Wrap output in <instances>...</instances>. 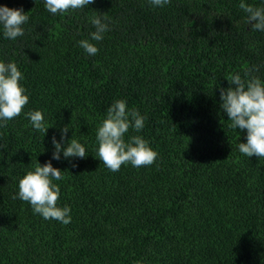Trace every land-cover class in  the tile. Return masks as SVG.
<instances>
[{
    "label": "trees",
    "instance_id": "trees-1",
    "mask_svg": "<svg viewBox=\"0 0 264 264\" xmlns=\"http://www.w3.org/2000/svg\"><path fill=\"white\" fill-rule=\"evenodd\" d=\"M240 0H94L50 13L44 0H0L28 15L24 35L0 27V62L16 63L29 100L0 121V264H264V158L238 150L246 131L220 108L231 75L264 82V32L245 24ZM264 8V0H245ZM93 15L109 30L92 41ZM99 49L88 55L78 44ZM124 100L146 117L140 135L155 162L112 172L96 158V131ZM39 110L46 133L26 113ZM88 153L52 159L51 138ZM62 171L64 225L12 199L37 163ZM75 165V167H73Z\"/></svg>",
    "mask_w": 264,
    "mask_h": 264
},
{
    "label": "clouds",
    "instance_id": "clouds-1",
    "mask_svg": "<svg viewBox=\"0 0 264 264\" xmlns=\"http://www.w3.org/2000/svg\"><path fill=\"white\" fill-rule=\"evenodd\" d=\"M94 3V0H44L46 9L53 15L66 13L69 10L84 8ZM152 6L163 7L170 0H149ZM239 8L246 14L245 24L253 31L264 32V8L254 7L240 0ZM29 17L23 9L9 8L0 5V27L3 36L10 40L24 35V25ZM91 24L94 31L90 33L92 41H101L104 33L109 30L106 18L93 15ZM79 46L90 56L98 53L99 49L88 39L78 42ZM252 69L244 70V77L240 73L231 75L228 82L231 86L221 88L220 108L227 114L230 128L246 131V142H240L238 150L246 157L256 156L264 158V82L251 75ZM23 75L14 62H0V121H9L19 116L29 97L26 89L20 84ZM26 116L32 127L39 132L46 133L44 116L41 111H29ZM146 117L135 108L128 110L124 100L114 101L107 109L106 117L96 131V158L112 172L120 170L122 165L130 164L135 168L152 165L157 153L140 135H131L127 141L125 134L130 129L140 132L144 127ZM69 131L67 125L61 129L60 140L51 138L54 146L52 159L87 156L85 148L76 139L66 140ZM75 167V165H73ZM62 171L52 166L50 161L43 165L37 163L34 171H28L18 182V192L12 199L19 198L30 204L33 212L45 220H56L67 225L71 222L70 208L57 206L60 188L53 181L63 179Z\"/></svg>",
    "mask_w": 264,
    "mask_h": 264
}]
</instances>
